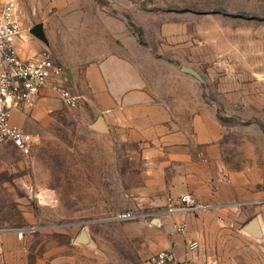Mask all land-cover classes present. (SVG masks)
<instances>
[{
    "label": "rangeland",
    "instance_id": "374dc122",
    "mask_svg": "<svg viewBox=\"0 0 264 264\" xmlns=\"http://www.w3.org/2000/svg\"><path fill=\"white\" fill-rule=\"evenodd\" d=\"M16 2L28 33L45 27L48 42L30 33L29 44H41L65 67L89 47L90 58H102L136 46L160 70L174 67L170 85L199 94L192 107H206L219 123L225 167L253 186L244 210L248 222L256 217L264 206V0ZM183 64L205 84L193 76L189 84L176 81L185 77ZM31 133L38 142L29 155L0 146V264H145L163 250L152 225L160 214L135 204L133 150L92 130L83 108L64 104L45 130ZM128 212L140 217L118 219ZM83 230L88 244L77 241ZM19 231L21 253L11 255L18 244L6 237Z\"/></svg>",
    "mask_w": 264,
    "mask_h": 264
},
{
    "label": "crops",
    "instance_id": "0c3cea01",
    "mask_svg": "<svg viewBox=\"0 0 264 264\" xmlns=\"http://www.w3.org/2000/svg\"><path fill=\"white\" fill-rule=\"evenodd\" d=\"M42 49L34 42L21 46L20 52L26 58ZM86 53L69 67L55 59L71 71L69 87L83 97L80 108L90 125L103 116L108 132L102 134L115 138L120 148L133 150L128 157L140 182L134 187L135 204L160 214L152 225L163 239L161 251L173 250L188 264H264V238L245 230L249 222L244 207L253 202L254 188L227 172L219 123L206 107H192V97L198 101L200 95L176 91L170 85L175 68L160 70L152 56L144 58L140 47L102 58H90V47ZM184 66L189 67L180 65L179 72L185 77L176 81L189 84L191 75L181 71ZM62 106L55 92L44 89L33 109L14 111L11 123L29 132L45 130L47 117ZM188 193L212 208L195 214L167 213L170 198ZM255 218L264 231V206ZM182 225L186 233L178 231ZM10 239L18 244L11 252L17 256L23 236L12 233L6 237ZM193 242L198 248L190 250Z\"/></svg>",
    "mask_w": 264,
    "mask_h": 264
},
{
    "label": "built area",
    "instance_id": "2783aa9c",
    "mask_svg": "<svg viewBox=\"0 0 264 264\" xmlns=\"http://www.w3.org/2000/svg\"><path fill=\"white\" fill-rule=\"evenodd\" d=\"M21 11L16 0H0V146L10 144L22 154L29 155L38 142V137L23 127L11 123L14 111L33 109L36 99L44 89L55 92L69 109L81 107L83 97L70 87L67 70L57 63L53 53L42 49L32 57H22L21 46L30 43V33L21 20ZM210 204L200 203L188 193L177 199L170 198L167 213L195 214L208 211ZM132 212L118 216V219H136ZM187 226L178 227L181 233ZM20 236L24 232L19 231ZM190 250L198 243L189 245ZM179 258L173 250L157 252L145 260V264H178Z\"/></svg>",
    "mask_w": 264,
    "mask_h": 264
},
{
    "label": "water",
    "instance_id": "95a60500",
    "mask_svg": "<svg viewBox=\"0 0 264 264\" xmlns=\"http://www.w3.org/2000/svg\"><path fill=\"white\" fill-rule=\"evenodd\" d=\"M30 33L37 38L38 40L47 43L48 39L45 33V27L43 23H40L38 25H36L35 27H33L30 31ZM181 71L189 74L191 76H193L194 78H196L199 82L205 84V80L202 78V76L193 68L190 67H182ZM67 75L70 79V81H72V73L70 70H67ZM90 128L96 132L99 133H107L108 132V128L104 122V118L103 116H99L97 118V120L90 125ZM154 224L158 223V220H155V222H153ZM246 232H248L249 234L253 235L255 238L258 239H262L264 238V231L262 229V226L260 224V221L258 218L253 219L252 221H250L247 226L245 227ZM77 241L79 243L82 244H88L90 241V238L87 234L86 231H82L81 234L79 235V237L77 238Z\"/></svg>",
    "mask_w": 264,
    "mask_h": 264
}]
</instances>
